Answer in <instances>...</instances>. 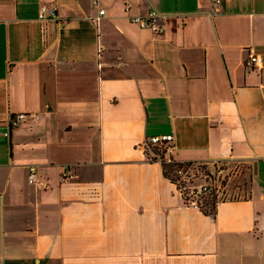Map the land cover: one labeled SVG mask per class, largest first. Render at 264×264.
Wrapping results in <instances>:
<instances>
[{
  "label": "crops",
  "instance_id": "0c3cea01",
  "mask_svg": "<svg viewBox=\"0 0 264 264\" xmlns=\"http://www.w3.org/2000/svg\"><path fill=\"white\" fill-rule=\"evenodd\" d=\"M96 2L0 0V263L264 264V0ZM152 8L160 33L129 20ZM161 133L250 166L247 196L185 204Z\"/></svg>",
  "mask_w": 264,
  "mask_h": 264
},
{
  "label": "built area",
  "instance_id": "2783aa9c",
  "mask_svg": "<svg viewBox=\"0 0 264 264\" xmlns=\"http://www.w3.org/2000/svg\"><path fill=\"white\" fill-rule=\"evenodd\" d=\"M213 3H220L221 0H211ZM96 0H93V4H96ZM99 15H103L104 10L99 9L98 10ZM159 12L155 9L152 8L150 9L146 14H137V15H131L129 17L130 22L138 25L141 28H148L154 32L160 33L162 31V26L156 23L157 18L159 17ZM39 19L41 20H46V19H56L57 18V12H56V7L55 6H50L47 4H42L39 8V14H38ZM247 64L250 66L257 65L258 67H261V58L259 55L255 54L251 49H249V54L247 58ZM28 114L26 113H18L13 117V123H16L17 120L23 119L27 116ZM33 117H36V114H33ZM8 134V133H6ZM173 139L172 134L168 133H161V134H153L147 137L145 141V150L146 147L151 146L157 147L161 150H164L163 156L169 152L171 149V141ZM151 148V150H152ZM146 156L149 159L151 156H156V158H159V154H155L153 151L151 154H149L146 150ZM169 160L170 158H166ZM223 161L220 160H214L211 162L207 163H202L206 167L203 169H198L196 170L197 172H201L202 176L205 177L204 182L200 183L195 187L197 192H205V193H211L214 192L218 198V200H221L220 198V190L218 189L219 183L218 179L216 178V173L222 172L225 167H224ZM191 169V168H190ZM185 170L183 171L182 169L177 170L181 176H183L185 179L189 178L191 175H194L195 173L192 172L193 169L191 170ZM70 169L67 167L63 171V176H68L70 177ZM28 181L30 183L36 182V165L35 164H29L28 165Z\"/></svg>",
  "mask_w": 264,
  "mask_h": 264
},
{
  "label": "rangeland",
  "instance_id": "374dc122",
  "mask_svg": "<svg viewBox=\"0 0 264 264\" xmlns=\"http://www.w3.org/2000/svg\"><path fill=\"white\" fill-rule=\"evenodd\" d=\"M151 146L146 147V150L149 154H151ZM225 169L220 172L216 173V178L218 179L220 190V198L221 199H235L240 197L247 196V190L249 184L252 180V171L250 166L245 168L243 166L237 165V163H224ZM194 175H191L189 178H184L181 176L179 178V183H184L182 186L183 190H188L191 194L192 190L195 189L197 185L204 182L205 177L202 176L201 172H197L196 170H192ZM193 194V193H192ZM195 196V194H193Z\"/></svg>",
  "mask_w": 264,
  "mask_h": 264
},
{
  "label": "trees",
  "instance_id": "16d2710c",
  "mask_svg": "<svg viewBox=\"0 0 264 264\" xmlns=\"http://www.w3.org/2000/svg\"><path fill=\"white\" fill-rule=\"evenodd\" d=\"M152 151L155 154H159V158H156V156H151L149 160H160L161 167H162V173L165 177L169 178L173 183L176 184L177 189L179 190L181 197L183 199V202L187 205L194 204L196 205L199 210L206 214V215H215L216 212V206L218 202V198L214 192L211 193H205L203 191L197 192L196 189L192 190V193L195 194V196L189 193L188 190H183L182 186H184V183H179V178L181 177V174L177 172V170L182 169L183 171L194 169V170H200L205 168L206 166L202 163H197L194 161H178L174 159L167 160L164 156V150H161L157 147H153ZM190 169V170H191Z\"/></svg>",
  "mask_w": 264,
  "mask_h": 264
},
{
  "label": "water",
  "instance_id": "95a60500",
  "mask_svg": "<svg viewBox=\"0 0 264 264\" xmlns=\"http://www.w3.org/2000/svg\"><path fill=\"white\" fill-rule=\"evenodd\" d=\"M1 264V263H0Z\"/></svg>",
  "mask_w": 264,
  "mask_h": 264
}]
</instances>
